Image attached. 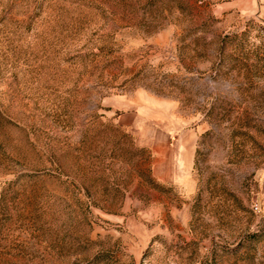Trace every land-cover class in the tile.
I'll use <instances>...</instances> for the list:
<instances>
[{
  "label": "rangeland",
  "instance_id": "rangeland-1",
  "mask_svg": "<svg viewBox=\"0 0 264 264\" xmlns=\"http://www.w3.org/2000/svg\"><path fill=\"white\" fill-rule=\"evenodd\" d=\"M0 264H264V0H0Z\"/></svg>",
  "mask_w": 264,
  "mask_h": 264
},
{
  "label": "crops",
  "instance_id": "crops-1",
  "mask_svg": "<svg viewBox=\"0 0 264 264\" xmlns=\"http://www.w3.org/2000/svg\"><path fill=\"white\" fill-rule=\"evenodd\" d=\"M120 122H121L122 124H125V125H127V123H128V122H126L125 120H123L122 118L120 119Z\"/></svg>",
  "mask_w": 264,
  "mask_h": 264
}]
</instances>
